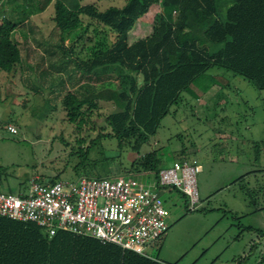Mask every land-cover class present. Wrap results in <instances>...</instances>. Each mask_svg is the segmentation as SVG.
Masks as SVG:
<instances>
[{"label": "rangeland", "instance_id": "374dc122", "mask_svg": "<svg viewBox=\"0 0 264 264\" xmlns=\"http://www.w3.org/2000/svg\"><path fill=\"white\" fill-rule=\"evenodd\" d=\"M124 1L80 0L100 9ZM158 11L152 5L136 20L129 42L149 34ZM52 17L50 3L15 28L12 37L19 45L21 62L11 72L0 70V190H26L32 178L48 182L104 177L107 172L111 177L149 174L133 173L130 164L155 150L162 167L181 158L200 163L202 171L196 176L198 201L193 210H186L183 198L170 187L161 192L169 211L168 228L145 247L146 254L169 264H254L259 253L264 256V238L244 228L251 225L264 231V207L255 210L242 189L264 183V89L213 67L207 74L221 76H216L215 84L202 77L192 84L198 97L183 92L146 142L133 149L130 139L119 147L115 136L97 137L101 126L102 132H109L104 117L116 108L111 101H100L91 115L94 125L77 128L67 120L61 98L67 91L81 95L84 80L77 81L80 74L73 60L58 46L59 31ZM109 38L100 32L93 36ZM80 49L79 42L76 51L86 57ZM84 83L95 90L116 86L111 78ZM10 122L15 133L7 129ZM245 173L244 180L232 182ZM258 191V206H264V194ZM240 256L244 259L237 261Z\"/></svg>", "mask_w": 264, "mask_h": 264}, {"label": "trees", "instance_id": "16d2710c", "mask_svg": "<svg viewBox=\"0 0 264 264\" xmlns=\"http://www.w3.org/2000/svg\"><path fill=\"white\" fill-rule=\"evenodd\" d=\"M50 3L59 31L57 44L63 55L73 60L80 74L77 81L84 80L80 83L81 95L67 91L61 98L67 120L77 128L89 122L94 125L91 115L100 101H111L116 108L104 117L109 132H102L101 126L97 137L115 136L119 147L130 139L134 140L133 149L146 142L183 92L198 97L192 84L202 77L215 84L216 76H221L207 74L213 67L241 75L257 89H264V0H125L120 6L103 9L80 0H1L0 70L11 72L21 62L19 45L12 37L15 28ZM152 5H157L159 11L153 17L149 34L129 42V31ZM96 32L110 38L95 40ZM65 40L70 41L69 45H65ZM84 40L89 44H84ZM79 42L80 51L87 54L84 58L76 51ZM102 78L115 79L116 86L95 90L84 83L85 79ZM85 149L86 153L88 145ZM161 167L155 150L130 164L133 173H152L148 174L152 179L157 178ZM246 176L242 174L232 182ZM170 189L183 198L186 210H193L183 192ZM242 189L255 210L264 207L258 206L256 198L258 190L264 194V183ZM244 228L255 230L258 238H264L260 228ZM243 259L240 256L237 261ZM0 264L169 263L68 230L49 235L32 221L0 215ZM254 264H264L261 253Z\"/></svg>", "mask_w": 264, "mask_h": 264}, {"label": "built area", "instance_id": "2783aa9c", "mask_svg": "<svg viewBox=\"0 0 264 264\" xmlns=\"http://www.w3.org/2000/svg\"><path fill=\"white\" fill-rule=\"evenodd\" d=\"M7 129L16 132L11 123ZM201 171L200 163L183 159L161 167L154 179L146 173L48 182L32 178L26 190H0V215L32 221L49 235L68 230L144 254L145 247L168 227L169 211L161 192L175 187L193 208L198 201L196 176Z\"/></svg>", "mask_w": 264, "mask_h": 264}, {"label": "crops", "instance_id": "0c3cea01", "mask_svg": "<svg viewBox=\"0 0 264 264\" xmlns=\"http://www.w3.org/2000/svg\"><path fill=\"white\" fill-rule=\"evenodd\" d=\"M11 123V122H10Z\"/></svg>", "mask_w": 264, "mask_h": 264}]
</instances>
